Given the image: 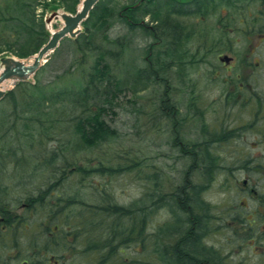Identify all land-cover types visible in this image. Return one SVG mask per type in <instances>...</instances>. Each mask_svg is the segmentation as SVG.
Segmentation results:
<instances>
[{
    "label": "rangeland",
    "instance_id": "obj_1",
    "mask_svg": "<svg viewBox=\"0 0 264 264\" xmlns=\"http://www.w3.org/2000/svg\"><path fill=\"white\" fill-rule=\"evenodd\" d=\"M34 1L37 2V24L33 26L39 30V22L45 14L62 9H58L59 6L56 4H52L47 10L43 6L60 0ZM130 1L106 0V4L113 6L115 12L122 10L121 13L125 16L126 10L123 8L130 5ZM139 3L140 1L135 6ZM194 5H204L205 9L207 5L210 7L204 13H201V8L197 7L194 13L173 14V18L169 16L168 19L164 16L169 12L164 10L166 8L163 9L165 12L161 13L162 20L168 24V30L175 32L176 29L175 33L162 32L160 27L162 22L158 25L146 17L142 24L152 28L158 25L155 31L156 38L140 31L135 40L136 44L126 53L116 45L119 38L128 32V23L134 22L133 15L125 16L127 22L117 20L111 25L110 40L105 44L108 51L110 49L115 53L120 52L121 56L115 54L110 63L113 66L118 65L115 73L118 77L116 79L121 82L119 87L122 91H118L113 98L107 99L102 114L93 117L92 127L89 129L93 137L83 138L78 133L79 110L76 108V100L64 103L62 100L58 102L54 96L46 97L41 104L43 118L39 125L36 124V119L41 118L39 114L32 116L29 112L28 116H23L24 109H14L7 97L4 98L0 102V173L4 174L0 180V188H6L5 192H8L7 188H9L11 190L9 197L16 200L26 198L28 193L31 198H35L34 195H41L39 189H49L51 191L47 192L45 202L51 205L57 196L52 197L51 193L61 194V199L67 200L64 202L66 203L64 211L69 213L78 211L80 215L74 217L78 221L85 220V214H82L84 207L92 206L97 209L99 206H105L106 215H109L112 214V205L128 209L142 201H152L157 193L158 182L172 194L171 202L185 204L189 197L188 192H184V188L188 186L189 196L202 192V198L212 206L209 221L204 215V220L201 219L196 223L199 224V229H196L199 240H196V236L183 238L177 231L171 233L169 229L163 232V227L176 222L177 219L169 208H165L156 213L147 224L148 233L158 234L153 239L154 244L158 247L161 245L164 252L166 250L168 256L174 258L173 249L176 246H171L172 244L177 243L179 239L186 241L195 239L201 244L199 247L202 253L215 251L218 255L224 256L225 262L222 264H264V219L262 220L264 212L255 216V221L246 220L250 217L251 209L258 207L249 195L250 187L248 190L244 189V177H247V174L236 172L228 176L219 173L207 178V174L200 167L195 164L191 166L190 156L181 154L182 151L185 153L193 149L187 142H192L193 145L195 143L193 140L201 137L205 140V127L203 117L200 115L205 105H207V123L217 118L219 122H224L223 111L220 110L223 100L221 101L219 93L224 89L227 90L228 86L222 79L231 74H240L242 69L237 66L238 60L235 59V63H231L233 67L227 70L231 64L221 63L218 56L232 55L238 51L235 55L239 59H247V54L254 48L257 35L262 33L261 31L264 32V2L198 0ZM161 6L164 7L163 2L145 6L143 10L150 9L149 14L153 15ZM114 13L113 17L116 18ZM197 13L201 14L197 15ZM139 16L142 15L139 13ZM15 18L6 11L2 12L0 39L3 37L5 41L0 40V65L6 56H18L12 52L16 51L18 40V36H15L17 22ZM32 19L33 14L30 13V21ZM105 21L106 18H103L99 24L102 25ZM5 25L9 26L5 29ZM53 25L58 29L62 24L61 21H56ZM175 37L179 38L177 43L173 40ZM65 40L60 44L61 53L58 56L54 57L53 53L48 56L51 65L43 77L44 83L56 76L60 79L80 77L78 74L82 66L79 61L85 60L76 46ZM167 46L168 51L171 52L168 58L165 57L168 55ZM28 48H30L29 44L26 45V49ZM154 48L163 52L161 58L165 64H168L166 67L158 68V75L145 73L153 67L150 52ZM31 56L26 59L30 60ZM121 57L122 60L115 63L116 59ZM262 59L264 60V56ZM246 70L254 72V75L263 76L264 62L259 69L261 72L248 66ZM141 71L143 76L138 78ZM244 74L247 72L245 71ZM128 77H131L129 82L125 80ZM31 80L33 77L28 81ZM14 86L16 85L7 88V92ZM232 115L231 121L237 116V111L232 110ZM53 132L57 140L52 139ZM249 135L251 138L248 141L251 143L260 144L263 139L258 133L255 137ZM214 147L208 152L216 155L215 163L225 158L237 159L238 162L241 159L237 157L240 154L232 153L233 149L227 147L226 143ZM240 148L245 152L251 151L256 156L258 154L260 156L258 161L264 163V148H253L245 142ZM194 152L196 156L203 153L198 147H194ZM187 171L193 177L189 179L190 186L187 185L188 182L185 184L182 180V173ZM205 181L206 186H203ZM251 181L257 184L259 191L264 194V178L260 179L258 174H255ZM201 184L203 188L198 187ZM196 187L198 189H195ZM69 195L72 196L70 200L67 199ZM23 201L25 200L21 203ZM42 201L44 203V199ZM188 207L193 210L192 203ZM24 212L23 207H18L14 215H21ZM93 213L97 215L95 218L99 219L98 212ZM189 213L185 210L179 213L184 221L179 223L181 228L178 230L181 233L191 230L192 224L187 221ZM48 214L44 205H36L35 209L30 210L29 220L24 222V239H18L17 236L15 248H25L26 251L30 249L29 264L38 263L40 259L38 257L42 253L35 243L41 245L49 240H57L56 244L59 245H55L58 250L51 248L48 257H51L50 254L62 255L56 257L55 260L58 262L47 258L45 264H164L156 253L152 254L154 256L152 259L144 252V248L134 245V247H126L121 253L117 251V254L114 253L115 255H111L106 261L100 260L97 249L90 250L86 244L91 241L87 236L88 232H76L72 229L74 223L71 220L66 221L65 217L64 219L59 217V221L51 222ZM196 216L197 214L194 215L193 221ZM116 217L112 214L111 217L106 218V222H118ZM203 221H207L208 225ZM250 222L254 234L250 233ZM57 224L61 232H71L68 240H62L63 234L59 237ZM18 230L22 231V228ZM101 230L103 228L98 231L93 230V237L100 236ZM54 231L56 236L50 234ZM107 251L109 249H106ZM0 252L5 258L4 250L1 249ZM192 254L191 257L198 256V258L193 259V263L189 264H200L201 260L208 263L204 258L205 255Z\"/></svg>",
    "mask_w": 264,
    "mask_h": 264
},
{
    "label": "trees",
    "instance_id": "obj_2",
    "mask_svg": "<svg viewBox=\"0 0 264 264\" xmlns=\"http://www.w3.org/2000/svg\"><path fill=\"white\" fill-rule=\"evenodd\" d=\"M70 1L71 0H60L58 2L54 1L46 3L43 6L45 10H47L52 6V4H56L66 11L75 13L81 0H73L71 3H69ZM139 1V5L135 6V4ZM197 1L191 4H182L175 0H131V4L123 8V10H126L125 16L127 14L133 15L134 22L128 23V32L119 38L116 46L121 47L122 49H120L123 51V53L128 52V50L131 49L130 47L136 44L135 40L137 38V34L140 31L151 34L152 37L154 36L153 38H156L155 31L160 22H162V26H160L162 32L175 33L176 29L175 32L168 30V24H165V22L162 20L161 13L164 10H167L169 14L166 13L167 17L164 16V18L168 19V17H172L173 14L187 15L194 13L197 11V7L201 8V13H204L206 9H209L210 6L208 5L206 9L204 5L195 6L194 4H196ZM205 1L207 2V0ZM261 1L264 2V0ZM161 2H163L164 7L161 6L155 11L153 15L149 14L151 11L150 9L143 10V7L145 6L160 4ZM36 6L37 2L34 0H0V18L3 11L10 13L12 17H16L15 19L17 22L15 25V36H18V40L16 41L17 49L16 51L12 52L22 58L29 57L30 55L37 53L50 38V33L46 28L43 18L41 19V22H39V30L33 26L37 24ZM114 12L115 8L113 6L111 7L107 5L106 0H100L90 13L89 18L84 22L83 32L76 39H64L65 41L75 45L77 50L81 53L83 60H85L81 62L79 61V64L82 66V70H80L78 74L80 77L73 79L71 76L70 78L62 77L60 79V77L57 78L56 76L47 83H44L43 77L46 75L45 73L47 72V68L51 65L49 64V60L36 73L34 81L18 83L17 86L13 90L9 91L5 96V98L7 97V100L13 104L15 107L14 109H24L23 112L25 114L23 116H26L29 112L32 113V116L39 114L41 118L36 119V124L41 125L43 118V106L41 104L46 97L54 96L58 102L59 100H62L64 103L68 101L74 102V100H76V108L79 110L77 114L78 133L81 134V137L83 138L93 137L91 133H89V129L92 127L91 123H93V117H99L102 114L106 108L107 99L113 98L114 95L118 94V91H122V89L119 87L121 82L119 79H116L118 77L115 73V68L118 70V65L113 66V64L110 63L112 57H114L115 54L116 56L119 55L120 52L115 53V51L110 49L108 51V49H106L105 43L110 40L109 29L111 25L115 24L114 22H117V20L121 22H127L128 20L125 18L124 14L121 13L122 10L121 12ZM30 13L33 14L32 21H30ZM113 13L116 15V18L113 17ZM139 13L142 16H139ZM201 13H197V15ZM146 17H149L153 23H157L158 25L152 28L147 26V24H142ZM103 18H106V21L104 24L100 25L99 23ZM109 19H113V21L110 22ZM8 26L9 25H5V29ZM12 38H14V35ZM0 40L3 42L5 41L3 40V37H1ZM173 40L177 43L179 38L175 37ZM27 44L30 46L28 49H26ZM60 48L61 46L55 50L53 53L54 57L61 53ZM168 49L169 48L167 46L166 53H168V55L165 56L167 58L171 54ZM107 53H109L110 56ZM150 53H152L150 60L153 67L150 70H147V72L145 71V73L150 75H158V68L166 67L168 64H165L164 60H162L161 55L163 52L159 51V49L154 48ZM120 60H122V57L120 59H116L115 63H118ZM142 76L143 73L141 71L138 78H142ZM130 79L131 77L125 78V80L128 82ZM51 135L53 140H57L55 132L51 133ZM112 206L113 209L111 213L117 216L116 221L118 222L110 221L107 223L104 221V219L95 218L97 215L95 216L93 212L99 213L103 211L104 206H99L97 209H94L92 206H90V208L84 207L82 209V214H85V220L79 219L78 231L80 233L88 232L87 236L89 239L91 238V241L87 242L86 244L90 250L97 249V255L100 260L106 261V259L111 257V255L114 253L117 254V251L120 253L125 251L126 247L139 246L142 249L144 248V252H146L147 255H150L152 259H154V253H156L160 257L159 259L164 261V264H181L180 262L183 264L193 263V259H197L198 256L191 257V255H193L192 253L205 255L204 258L209 262V264L218 263V260L215 256L209 253L205 254V251H203L204 253L200 251L199 245L201 244L198 243L199 241H196L197 239L199 240V238L196 236V229H199V224L196 225V223L199 221L200 217L193 210H190L187 204H183V206L187 212H190L187 221L192 224L191 230L188 229L182 233L181 231H178L177 233L183 236V238L185 236H196V240L189 239L191 242L188 240L186 241V244H182L181 242H179V244L177 242L175 245L176 247L174 246L175 248L173 249L175 256L174 258L170 256L165 258L161 245L158 247L153 242V239L158 234L156 235V232H147L146 226L148 223L146 217L149 215L148 211H142L144 212V215H141L139 211L133 213L134 209H139L136 208V206H138L137 204L134 207H130L128 209H125L123 206L119 205ZM112 214L106 215V218H108V216L111 217ZM196 214L197 218H195L193 221L192 219ZM180 220L182 221V219ZM100 228H103V230L99 232L100 236L93 237V230L98 231ZM163 228V232H165L166 229H169L171 233H175L171 231L170 224ZM55 245L58 246L59 244L45 242L40 245L39 243H35V246L42 253H44V251L49 253L51 248L58 250ZM106 249H109V251L106 252ZM216 256L222 260H225L224 256ZM200 264L206 263L205 261L201 260Z\"/></svg>",
    "mask_w": 264,
    "mask_h": 264
},
{
    "label": "flooded vegetation",
    "instance_id": "obj_3",
    "mask_svg": "<svg viewBox=\"0 0 264 264\" xmlns=\"http://www.w3.org/2000/svg\"><path fill=\"white\" fill-rule=\"evenodd\" d=\"M261 32L262 33H259L257 35L258 37L255 40L256 42L253 44L254 48H252V51L247 54V59H239L238 56L235 55L238 53V51H235L232 55L223 54L218 56L220 62L223 64L235 63L234 60L237 59V66L242 69L240 74H231L230 76H226L222 79L223 81L225 80V85L228 86L227 90L224 89L219 93L221 101L223 100L220 105V110L223 111L222 118L224 122H219L217 118L214 121L212 120L211 123H207V105L202 108V110L204 111H202L200 114L203 117L202 121L203 126L205 127V133L211 134L215 137L213 146L217 144L223 145L224 143H226L227 147L233 149L234 152L232 151V153L240 154V156H236L238 158H241L239 159L241 163H239L237 159L227 160L225 158L221 162L215 163V166H213L215 171L213 173H205L207 174V178H209L211 175L219 173L228 176L236 172H245L247 174V177H244V189L248 190V188L250 187L249 195L255 201L254 203L258 206L256 209H251L250 217L246 218V220L248 221H255V216H259L264 212V194L259 191L257 184L255 185V183H252L251 181L255 177V174H258V177L260 179L264 178V163H260L258 161L260 157L258 154L256 156L255 154H252L253 152H245L240 148V145L244 142L247 145L252 146L253 148H264V72L262 73L263 76H261L254 75V72L246 70L248 66L253 67L255 71L261 72V70L259 69L262 67L264 62V60L262 59V56H264V32ZM257 51L258 53H256ZM227 52L228 51H225V53ZM232 67L233 64L228 66L227 70L231 69ZM245 71L247 72V74H244ZM232 110L237 111V116L234 117L231 121L230 118L233 116ZM227 120H229L230 122H226ZM256 133L261 134L263 137L260 144H257L255 142L251 143L248 141L249 138H251L249 134H252V137H255ZM209 148L210 147H208V150ZM5 191L6 188H0V250L2 249L5 252V258H3V253L0 252V264H29L28 260L30 256V249L26 251L25 248H15V246H17V236L18 239H22L23 237H25L24 222L29 220L30 218L29 199L31 197L28 193L26 195V198L24 199H11L9 197L11 195V190L7 188V191L9 193ZM48 191L51 190L39 189L41 195L38 201L39 205H44L46 207V212H49L48 216L50 217V221H59V217H61L62 219H64L65 217L66 221L71 220V222L74 223V227L72 229L76 232H79V220L76 221V219L74 218L76 217V215H80L78 211H75L73 213L64 211V208L66 207V203L64 202H66V200L65 198L61 199L62 195L56 193H51L52 197L57 195L54 203L52 205L49 204V206L45 205L42 199H45ZM22 200L25 201L21 203ZM18 207H23L25 209V212L21 215H14V211ZM263 219L264 218L262 217V220ZM249 225L251 227L250 233L254 234L252 223L250 222ZM46 226L44 228H46ZM20 228H22V231L18 230ZM56 230L58 231L57 234L59 235V237L63 234L62 240L69 239V234H71L70 231L61 232L59 224L56 225ZM19 233H21V235H19ZM55 233L56 231L51 232L50 234H54L56 236ZM253 236L256 239L255 235ZM259 236L261 235L259 234ZM27 237L29 239V232L27 234ZM50 241H52L51 243H56L57 240H49L45 242ZM61 255L56 254L54 256V254H50L51 257L49 258V253L44 251V253H41L39 255L40 259L36 264H45L47 258H52L54 259V262H58L55 259L57 256L61 257ZM49 262L51 263V260H49Z\"/></svg>",
    "mask_w": 264,
    "mask_h": 264
},
{
    "label": "bare ground",
    "instance_id": "obj_4",
    "mask_svg": "<svg viewBox=\"0 0 264 264\" xmlns=\"http://www.w3.org/2000/svg\"><path fill=\"white\" fill-rule=\"evenodd\" d=\"M80 7H82V3L80 5ZM63 19H64V17L61 16L60 20L63 21ZM52 30L55 31L56 29H54L52 27ZM32 60L33 59L31 58L29 60V62H31ZM15 61H17V59H16V57H13V58H9V63L2 62L1 65H0V73L7 65H13L15 63ZM17 81H18L17 77L8 78L7 80H5L1 84L0 87H1L2 90L10 88ZM161 108L165 109V107H161ZM193 141L195 142L193 145H192V142H187L189 145H191L193 147V149L188 150L185 153H183V151H182L181 154L191 157V160L189 162L191 164V166L193 164H195L196 166L200 167L204 172L209 173V174L213 173L215 171L213 166H215V161L217 160V158H216V155L213 152H206V151H208V147H210L209 149H213V147H214L213 143L215 142V137L213 135H211V134H205V140H204L203 137H201V139H196V140H193ZM194 147L195 148L198 147L200 151H203V153H201L202 155L196 156L195 152H194ZM239 163H241V162L239 161ZM182 174H183V179L182 180L185 182V184H187V182H188L187 185H189V183H190L189 179L193 178L191 176V173H189L187 171V172H184ZM2 175H4V174L0 173V180L2 179ZM203 186H206V181L204 182ZM203 186H202V184L198 185V187H200V188H203ZM195 189H198V188L196 187ZM186 191L188 192L187 196L189 198L184 203L187 204V206H190V204L192 203L193 211L195 213H197L199 215V217H200L199 221H201V219L204 220V215H205V217H207L206 220L209 221V219H210V215L209 214H210V210H211L212 206L209 203H207V201H205L202 198V194H201L202 192H198V194H195L194 196L191 197V196H189L188 186H186L184 188V192H186ZM156 192L157 193L155 194V199H152V201L150 200L151 203H150V201H142L140 204H138V206H136V208H139V209H134V213L139 211V213L141 215H144V212H142V211H144V210L148 211L149 215H147V217H146V220H147V223H148V221L151 220V218L156 213H159L160 211L164 210L165 208H169V210L177 218L176 222L170 224V229L173 232H176V231L178 232L179 231L178 229L181 227V226L179 227V225H180L179 223L182 222L180 220V219H182V216L179 213L182 210H183V212L185 210L183 204H181L179 202H176V201H175V203L171 202L170 197H171L172 194H170V192L165 190V187L162 185V183L158 182V186H157ZM180 193L181 192H179V194ZM34 197H35V199L34 198H30L29 199V210L35 209L36 205L39 204L38 200H39L40 196H37V195L35 196L34 195ZM71 197L72 196L69 195L67 199L70 200ZM35 200H37V201H35ZM44 204L49 206V203L45 202V199H44ZM98 214H99V218L104 219V221L106 222V208H104V210L99 212ZM207 221H203V222L206 225H208ZM177 242L178 243L181 242L182 244H184V243L186 244V240H184V239H181V240L179 239V240H177ZM175 245H176V242L174 244H172L171 246H175ZM163 253H164V257L166 258L168 256V253L166 252V250H165V252L163 250ZM208 253H210L213 256L218 255L215 251H208ZM219 256H221V255H219ZM218 259H221V258L217 257V260ZM223 262H225V261L221 259V260H218L217 264H222ZM208 264H209V262H208Z\"/></svg>",
    "mask_w": 264,
    "mask_h": 264
},
{
    "label": "water",
    "instance_id": "obj_5",
    "mask_svg": "<svg viewBox=\"0 0 264 264\" xmlns=\"http://www.w3.org/2000/svg\"><path fill=\"white\" fill-rule=\"evenodd\" d=\"M98 1L99 0H84L83 7L75 15L68 13L60 15L55 12L48 16L46 18L47 23H51L54 18L58 19L63 16L64 25L56 32L52 33L50 40L40 49L37 55H35L32 63L29 64L25 61L17 59L13 65H7L0 73V86L5 80L11 77H17L18 79L25 80L34 75L40 68L46 56L59 46L60 41L64 37L68 35L76 37L80 33L82 22L89 16L90 11L94 8ZM3 62L9 63V58L3 59ZM4 95L5 91L0 87V99Z\"/></svg>",
    "mask_w": 264,
    "mask_h": 264
}]
</instances>
